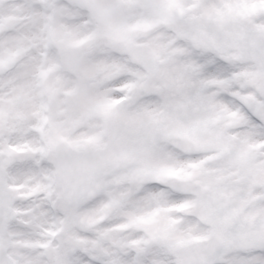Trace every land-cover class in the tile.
<instances>
[{
	"label": "snow or ice",
	"instance_id": "1",
	"mask_svg": "<svg viewBox=\"0 0 264 264\" xmlns=\"http://www.w3.org/2000/svg\"><path fill=\"white\" fill-rule=\"evenodd\" d=\"M0 264H264V0H0Z\"/></svg>",
	"mask_w": 264,
	"mask_h": 264
}]
</instances>
